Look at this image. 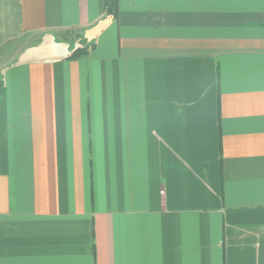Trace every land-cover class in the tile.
I'll list each match as a JSON object with an SVG mask.
<instances>
[{
	"label": "crops",
	"instance_id": "1",
	"mask_svg": "<svg viewBox=\"0 0 264 264\" xmlns=\"http://www.w3.org/2000/svg\"><path fill=\"white\" fill-rule=\"evenodd\" d=\"M116 1L0 0V264H264V0Z\"/></svg>",
	"mask_w": 264,
	"mask_h": 264
},
{
	"label": "trees",
	"instance_id": "2",
	"mask_svg": "<svg viewBox=\"0 0 264 264\" xmlns=\"http://www.w3.org/2000/svg\"><path fill=\"white\" fill-rule=\"evenodd\" d=\"M106 9L108 13H111L113 16H116L117 14V1L116 0H106ZM87 52V49L85 47L77 48L74 50L70 55L69 59H76L80 57L81 55H84ZM2 86L0 82V93H2Z\"/></svg>",
	"mask_w": 264,
	"mask_h": 264
}]
</instances>
